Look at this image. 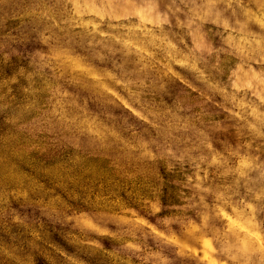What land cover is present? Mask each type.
<instances>
[{
  "label": "rangeland",
  "instance_id": "rangeland-1",
  "mask_svg": "<svg viewBox=\"0 0 264 264\" xmlns=\"http://www.w3.org/2000/svg\"><path fill=\"white\" fill-rule=\"evenodd\" d=\"M0 58L8 93L44 92L27 151L106 159L153 196L6 204L0 227L71 232L93 264H264V0H0Z\"/></svg>",
  "mask_w": 264,
  "mask_h": 264
},
{
  "label": "trees",
  "instance_id": "trees-1",
  "mask_svg": "<svg viewBox=\"0 0 264 264\" xmlns=\"http://www.w3.org/2000/svg\"><path fill=\"white\" fill-rule=\"evenodd\" d=\"M16 60L4 65L0 58V209L22 203L92 212L143 208L144 201L153 198L149 183L121 179L106 159L70 148L55 154L41 148L27 151L32 141L17 128L37 114L45 96L42 87L31 90L22 83L8 93L11 71L21 69ZM73 236L46 225L1 226L0 264H93Z\"/></svg>",
  "mask_w": 264,
  "mask_h": 264
}]
</instances>
